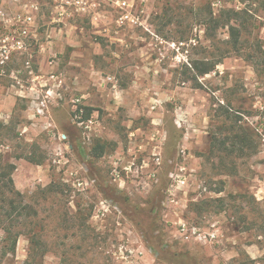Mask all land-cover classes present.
Wrapping results in <instances>:
<instances>
[{
	"label": "rangeland",
	"instance_id": "1",
	"mask_svg": "<svg viewBox=\"0 0 264 264\" xmlns=\"http://www.w3.org/2000/svg\"><path fill=\"white\" fill-rule=\"evenodd\" d=\"M262 61L264 0H0V160L19 193L0 264H264ZM224 110L252 148L221 169ZM171 172L185 183L166 195Z\"/></svg>",
	"mask_w": 264,
	"mask_h": 264
},
{
	"label": "trees",
	"instance_id": "2",
	"mask_svg": "<svg viewBox=\"0 0 264 264\" xmlns=\"http://www.w3.org/2000/svg\"><path fill=\"white\" fill-rule=\"evenodd\" d=\"M227 14H231L233 16H237L238 13H234L232 11H227ZM231 17H227L224 21L219 18L220 21H222L220 24L227 26L229 31V41L227 44L232 49L233 52L237 53L239 55L240 52V31L239 28L236 26H233L231 22H229ZM219 20H214L217 22V25H219ZM248 60L252 62L251 57H248ZM261 65L264 64L260 63ZM217 65L216 62H209V61H196L193 62L191 65L192 72H194L195 76H204L211 71L214 70V67ZM194 76V80L197 78ZM199 85L197 84V87ZM225 114H222L221 116L224 117L225 120H223V123L228 124V134L223 135V132L225 131L224 125L219 129L220 130V136L212 135L211 137V146L214 148L219 149L220 151H223L224 154L222 157H220L219 165L221 166V169L226 168L225 162L227 159H230L232 155L236 154L235 157H242L244 154H246L247 151H249L252 148V142L249 137H247L246 133L242 132L241 126L238 125V121L233 119L230 113L227 112V110H224ZM230 122V125L228 122ZM98 152L97 156H101L103 149L102 147L96 148ZM15 169V166L13 164H7L2 163L0 160V196L1 198V204L0 205V225L2 231L5 233L6 238L11 242L10 250L11 252H14L15 244L17 242L18 238V232L14 231V227L17 223L15 216H13V212L16 211L15 205V199L18 196L19 193L14 189L13 187V181L11 179V174L13 170ZM226 172V171H223ZM222 189H219L217 191L221 192ZM5 194L9 196H5ZM108 198L113 197L114 203H116L119 208H121L123 211L128 212V207L126 206V203L121 200V198L114 194V192H111L109 195H107ZM4 205L9 206L11 208L9 211L5 209ZM132 215H134L137 220L143 219L144 220V212H137V211H130ZM8 222V223H5ZM31 243L34 241H37V239L34 238V236L30 239ZM161 255V254H160ZM162 256V255H161ZM169 262V260H167Z\"/></svg>",
	"mask_w": 264,
	"mask_h": 264
},
{
	"label": "built area",
	"instance_id": "3",
	"mask_svg": "<svg viewBox=\"0 0 264 264\" xmlns=\"http://www.w3.org/2000/svg\"><path fill=\"white\" fill-rule=\"evenodd\" d=\"M125 18H127V16ZM152 156L154 158L153 159L154 160V164L156 166H160L161 165V160H162V158L160 156V153H153ZM122 172H124L125 174H128L130 172V166L129 165L128 166H126V165L123 166L122 167ZM113 177H114V179L118 178V179L121 180L120 173L118 172L117 169L114 170ZM168 177H169V184H168L166 192H165L166 195L169 194L170 191L176 190V188H182V186L185 183V180L183 179L182 176L174 175L173 172H171ZM191 231H192V234H195V229H191Z\"/></svg>",
	"mask_w": 264,
	"mask_h": 264
}]
</instances>
